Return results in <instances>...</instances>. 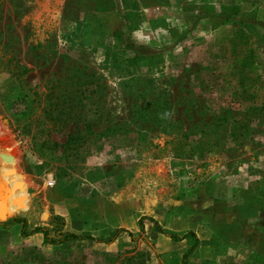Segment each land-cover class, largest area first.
Segmentation results:
<instances>
[{
	"label": "rangeland",
	"instance_id": "obj_1",
	"mask_svg": "<svg viewBox=\"0 0 264 264\" xmlns=\"http://www.w3.org/2000/svg\"><path fill=\"white\" fill-rule=\"evenodd\" d=\"M262 211L264 0H0V264H256Z\"/></svg>",
	"mask_w": 264,
	"mask_h": 264
},
{
	"label": "crops",
	"instance_id": "obj_2",
	"mask_svg": "<svg viewBox=\"0 0 264 264\" xmlns=\"http://www.w3.org/2000/svg\"><path fill=\"white\" fill-rule=\"evenodd\" d=\"M247 188V184L243 185V189ZM245 226L243 227V249L250 248L249 250H253L256 252L264 253V212H257L256 216L252 219H246ZM122 235V234H121ZM180 245L182 243L189 244L190 241L187 238L180 240ZM258 248L259 250H256ZM181 251H186V245H181ZM243 264H249L248 262H243ZM256 264H264V260L262 262H257Z\"/></svg>",
	"mask_w": 264,
	"mask_h": 264
},
{
	"label": "trees",
	"instance_id": "obj_3",
	"mask_svg": "<svg viewBox=\"0 0 264 264\" xmlns=\"http://www.w3.org/2000/svg\"><path fill=\"white\" fill-rule=\"evenodd\" d=\"M12 222H13V223H20V224H22L23 227L25 226V221H24V219L15 218V219L12 220ZM154 223H155V222H154ZM155 224H156V226L159 228V232L161 233V232H162V229H160V227H159V225H158L157 223H155ZM37 232H43V233H44V237H45V239L48 240V235H47V233H46L45 231H42L40 228H35L34 230H32V231L30 232V234L32 235V234H35V233H37ZM120 232H124V231H123V230H121V231H117V234L120 233ZM163 234H166V233H163ZM166 236H168L169 238H173V239H175V240H182V239H184V238H186V237H188V236L195 237V236L193 235V233H186V234H184L180 239H178L179 237H177V235H175V234H168V233H167ZM74 238H76V235H74V234L68 235L66 241H67V240H70V239H74ZM192 249H193V247L190 248L189 252H190ZM186 256H187V254L184 255L183 259H184Z\"/></svg>",
	"mask_w": 264,
	"mask_h": 264
}]
</instances>
